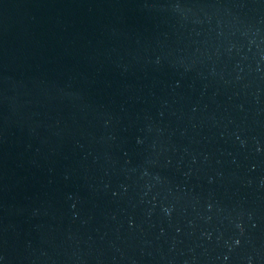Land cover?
<instances>
[{"label": "water", "instance_id": "water-1", "mask_svg": "<svg viewBox=\"0 0 264 264\" xmlns=\"http://www.w3.org/2000/svg\"><path fill=\"white\" fill-rule=\"evenodd\" d=\"M0 264H264V0H0Z\"/></svg>", "mask_w": 264, "mask_h": 264}]
</instances>
